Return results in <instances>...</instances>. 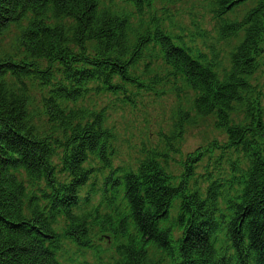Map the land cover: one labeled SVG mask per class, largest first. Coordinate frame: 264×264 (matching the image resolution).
<instances>
[{
    "label": "trees",
    "instance_id": "trees-1",
    "mask_svg": "<svg viewBox=\"0 0 264 264\" xmlns=\"http://www.w3.org/2000/svg\"><path fill=\"white\" fill-rule=\"evenodd\" d=\"M155 2L0 0V264H60L63 242L89 250L106 234L127 240L109 264H264V0H206L217 49L204 52L151 21ZM160 86L184 101L178 123L114 168L106 103L127 113ZM197 118L225 138L185 156ZM100 179L110 214L92 195L80 207ZM221 231L226 258L213 245Z\"/></svg>",
    "mask_w": 264,
    "mask_h": 264
},
{
    "label": "rangeland",
    "instance_id": "rangeland-1",
    "mask_svg": "<svg viewBox=\"0 0 264 264\" xmlns=\"http://www.w3.org/2000/svg\"><path fill=\"white\" fill-rule=\"evenodd\" d=\"M173 13L175 15L174 21L178 24L180 22H199L202 20L200 17H203L206 26L211 27V18L209 16V11L206 12V4L204 3V0H183L175 6ZM207 35L210 36L211 33H208ZM177 104V99H170L159 105L147 106L146 109H142L146 112L144 117L148 121L147 124L143 123L139 118L136 120L129 119L121 122L118 125L121 136L131 142H124V149L130 150L136 139L141 137V135L148 130L158 131L162 128H169L173 120L171 111L175 110ZM136 114H138V112H136ZM214 138H218L219 140L223 139L221 133L214 130V119L207 118L200 120L197 126L187 129L186 131L184 155L193 152L196 148ZM90 254L93 256V253Z\"/></svg>",
    "mask_w": 264,
    "mask_h": 264
}]
</instances>
